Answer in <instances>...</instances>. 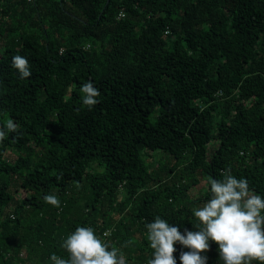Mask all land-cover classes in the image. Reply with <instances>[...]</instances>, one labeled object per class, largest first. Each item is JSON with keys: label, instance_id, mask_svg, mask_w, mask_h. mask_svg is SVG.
<instances>
[{"label": "trees", "instance_id": "trees-1", "mask_svg": "<svg viewBox=\"0 0 264 264\" xmlns=\"http://www.w3.org/2000/svg\"><path fill=\"white\" fill-rule=\"evenodd\" d=\"M17 53L30 77L12 67ZM89 79L91 107L79 88ZM0 80V126L18 124L0 137V264L67 258L78 224L147 264L145 223L193 229L209 176L231 168L264 193V0H0Z\"/></svg>", "mask_w": 264, "mask_h": 264}, {"label": "clouds", "instance_id": "clouds-1", "mask_svg": "<svg viewBox=\"0 0 264 264\" xmlns=\"http://www.w3.org/2000/svg\"><path fill=\"white\" fill-rule=\"evenodd\" d=\"M12 67L21 78L32 74L29 59L19 53L11 57ZM2 83V80H0ZM83 104H97L100 89L94 81L80 84ZM18 127L13 119L0 126V137ZM210 197L202 206L194 207L191 215L197 219L193 229L170 223L161 215L145 223L147 240L152 249L147 264H177L173 255L178 242L185 250L179 253L181 264H207L206 250L212 241L218 245L217 264H264V193L249 186L245 176L233 174L231 168L223 169L220 177H208ZM44 201L59 205L57 195L46 193ZM67 258L52 252V264H129L123 251L97 234L91 225L78 224L62 241Z\"/></svg>", "mask_w": 264, "mask_h": 264}, {"label": "rangeland", "instance_id": "rangeland-1", "mask_svg": "<svg viewBox=\"0 0 264 264\" xmlns=\"http://www.w3.org/2000/svg\"><path fill=\"white\" fill-rule=\"evenodd\" d=\"M157 115H158V111H155L152 115H151V120L152 121H154L155 119H156V117H157ZM217 144H216V142H213L212 144H211V146L210 147H213L212 148V150L215 148V146H216ZM17 157H18V155L17 154H15V153H12V152H7V154H6V159L9 161V162H11V163H14L16 160H17ZM166 158H167V160H165L164 162L166 163V164H168V165H171L173 162H172V160H171V158L169 157V156H167L166 155ZM169 159V160H168ZM164 160V159H163ZM147 161L149 162V163H152L153 161H154V159L153 158H148L147 159ZM154 164H155V166H156V168H157V173L159 174V175H163V170H162V166H160V163H159V161L157 162H153ZM206 188H207V183H206V180L205 181H202L201 183H200V185L199 186H197V188L195 189V191L191 194V198L192 199H194V198H198V196H200L199 195V193H201V192H204V191H206ZM11 193H12V195L13 196H19V193H16V187L15 186H13L12 187V189H11ZM15 202H13V203H10L8 206H7V208H5V213L8 215V214H12L13 213V211H14V209H15ZM193 207H197V206H193ZM6 216V215H5ZM26 219L27 220H32V222H34L33 221V216H32V214L30 213V212H27V213H25L24 215H22L21 216V221H26ZM37 220V219H36ZM22 257H25V253H23V256Z\"/></svg>", "mask_w": 264, "mask_h": 264}, {"label": "built area", "instance_id": "built-area-1", "mask_svg": "<svg viewBox=\"0 0 264 264\" xmlns=\"http://www.w3.org/2000/svg\"><path fill=\"white\" fill-rule=\"evenodd\" d=\"M122 16V15H121ZM110 234V231H107L106 233H105V236H108Z\"/></svg>", "mask_w": 264, "mask_h": 264}]
</instances>
